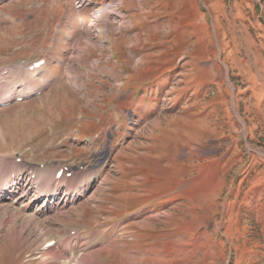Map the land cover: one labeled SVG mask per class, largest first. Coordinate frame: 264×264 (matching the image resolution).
Here are the masks:
<instances>
[{
    "label": "rangeland",
    "instance_id": "1",
    "mask_svg": "<svg viewBox=\"0 0 264 264\" xmlns=\"http://www.w3.org/2000/svg\"><path fill=\"white\" fill-rule=\"evenodd\" d=\"M0 264H264V0H0Z\"/></svg>",
    "mask_w": 264,
    "mask_h": 264
},
{
    "label": "bare ground",
    "instance_id": "2",
    "mask_svg": "<svg viewBox=\"0 0 264 264\" xmlns=\"http://www.w3.org/2000/svg\"><path fill=\"white\" fill-rule=\"evenodd\" d=\"M33 83V82H32ZM22 86H24V85H22ZM26 87H27V85H26ZM18 92V91H17ZM3 101V100H2ZM47 175H45V177H46ZM47 178V177H46ZM53 180V179H52ZM54 181V180H53ZM69 183V182H68ZM71 183V182H70ZM68 185H70V184H68ZM72 185V184H71ZM27 186V185H26ZM74 186V185H73ZM46 188H47V186H46ZM78 188H79V186H78ZM36 189V188H35ZM5 191V190H4ZM29 191V190H28ZM82 191V190H81ZM80 191V192H81ZM22 193V192H21ZM42 193V192H41ZM43 193H46L45 195L43 194H41V196L44 198V200H45V202H47V203H49V204H57L58 203V201H61V199H63V198H66L67 199V193H61L60 194V192L58 193L57 191H53V190H51L50 188H47ZM84 193V192H83ZM12 194V193H11ZM11 194H9V195H11ZM38 194V193H37ZM81 194V193H80ZM34 195H36V194H34ZM77 195H79V194H77ZM17 196V195H16ZM23 196V195H22ZM32 196V195H31ZM39 197V196H38ZM65 206V205H64ZM54 207V206H53ZM51 209V208H50ZM55 209V208H54ZM24 214V213H23ZM52 249L53 248H50L49 249V251H52ZM54 251V250H53Z\"/></svg>",
    "mask_w": 264,
    "mask_h": 264
}]
</instances>
